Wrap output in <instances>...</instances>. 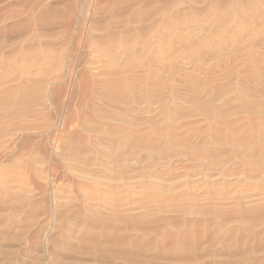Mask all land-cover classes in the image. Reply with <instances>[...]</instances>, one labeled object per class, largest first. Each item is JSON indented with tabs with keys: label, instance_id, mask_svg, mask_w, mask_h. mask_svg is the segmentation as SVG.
Returning a JSON list of instances; mask_svg holds the SVG:
<instances>
[{
	"label": "bare ground",
	"instance_id": "obj_1",
	"mask_svg": "<svg viewBox=\"0 0 264 264\" xmlns=\"http://www.w3.org/2000/svg\"><path fill=\"white\" fill-rule=\"evenodd\" d=\"M236 11L246 13L244 8ZM142 31L137 34L135 30L137 40L149 37L142 39ZM159 31L155 34L161 37L171 32ZM126 35H121L123 41L119 38L122 44L129 39ZM192 37L178 33L170 40L189 41ZM111 46L104 45L105 53L117 54L119 49L115 52ZM121 47L124 53L125 46ZM115 69L108 73L113 76ZM98 71H90L95 80L103 73ZM118 71L115 75L119 77L122 73ZM157 81L146 86L142 95L137 93L139 98L132 96L112 108L100 107L88 118L80 115L77 120L73 115L76 128L67 131V136H53L56 143L53 140L55 145L49 151L53 156L39 154L40 159L27 160L23 167L15 163L26 152L17 142L22 129L19 122L11 123L13 113L1 112L0 131L6 139L0 152V221L5 218L8 227L0 233L20 241L24 228L19 222L26 218L27 209L43 199L50 203L48 228L38 226L32 240L43 255L29 258L30 262L113 264L107 260L99 263L98 258L122 247L127 253L120 249L123 256H119L125 264H264V103L257 96H247L245 87L239 88L240 93L234 91L235 97L219 91L216 95L203 91L200 96L193 88L188 96L173 88L171 96L163 97L168 91ZM10 165L16 170L11 171ZM31 172L42 183L37 195L40 200L30 199L33 190L28 188L27 176H33ZM15 250L9 249L8 255L0 250V256L23 260ZM112 254L110 261L115 257Z\"/></svg>",
	"mask_w": 264,
	"mask_h": 264
},
{
	"label": "rangeland",
	"instance_id": "obj_2",
	"mask_svg": "<svg viewBox=\"0 0 264 264\" xmlns=\"http://www.w3.org/2000/svg\"><path fill=\"white\" fill-rule=\"evenodd\" d=\"M243 8L246 13L240 15L236 10ZM133 27L138 32L137 34L143 29V33L140 32L143 34H141L142 39L146 36H149V39H140L141 42L137 40L139 35H136L135 30L133 31ZM149 29L150 33H148ZM159 30L171 32L168 36L161 37L160 34H155ZM178 33L190 34L193 39L189 41L170 40L174 39ZM126 34H131L132 37ZM121 35H126V39L129 38L127 42H124L125 44H122L124 37ZM113 42L118 43L117 46H114ZM136 42L140 43L139 46ZM147 42L148 46L143 47L142 44ZM104 45L108 48L112 45L110 48H113L115 52L117 48L120 51L121 46H125L124 53H122L123 48L120 54L118 51L117 54L105 53ZM129 45L130 49L126 48ZM131 45L135 48H131ZM158 57L163 60L160 59V61ZM114 67L120 69V72L115 69L117 75V71L119 75L122 73L119 77L113 73L116 81L108 73L113 71ZM148 67L154 73H151ZM99 68L100 71H98ZM92 70L103 72L104 75L99 74L100 78L96 77L95 80L94 75H90ZM149 72L158 81L153 80ZM154 74L160 76L156 75L158 76L156 78ZM153 81L166 86L165 90L168 92H164L163 97L171 96L169 91L173 88H177L178 91L183 90V92L180 91L182 93L185 91L186 96L189 90L194 89L196 93L199 90L197 95L200 96L203 95V91H208V93L211 91L212 95L227 92L225 95L229 93L228 96L233 97L234 91L240 93L239 90L245 87L244 91L248 92L247 96L250 95L251 98L257 96L261 104L264 103V0H0V114L13 113L11 123L19 122L17 125L22 129L19 135L20 141L17 142H20L19 146L24 148L20 149L27 152V155H25L26 152L22 153L23 157H20L22 162L19 158L16 164H22L20 166L23 167L27 160L34 161L40 155L43 158L53 156L52 152H49L56 143L53 136L55 134L67 136L74 130L73 127L76 128L75 119L78 120L80 115L82 119L88 118L100 107L101 109L112 108L113 105L124 104V100H131L132 96H134L133 99L139 98L145 91L144 89H147L146 86L154 83ZM131 87H134L132 89L134 94L131 93ZM230 91H232L231 94ZM137 93H140L139 96ZM167 93L168 95H164ZM67 102L68 105H66ZM73 115L75 119L74 117L72 119ZM66 119L70 121L67 122ZM50 122L53 123L51 126ZM4 134V131H0V152L3 151L5 145L1 144L5 143ZM12 170L16 168L12 166ZM57 173L60 174V169ZM59 176L57 177L60 179ZM27 177L32 186L28 184V188L30 191L33 190L30 193L32 194L30 199L37 200L42 183L34 178V174L32 176L29 173ZM25 184H22L23 187ZM43 200L38 202L40 205H36L37 208L33 206L35 209L33 207L29 208L30 210L27 209L26 218L19 222V227L24 228V236L20 241L12 240L2 232L0 233V250L6 252L4 255L9 254V249H16L17 258H23V260H17L0 256V264H37L36 260L32 263L29 258H36L43 251L39 250L38 244L36 246L32 240L38 226L43 225L48 228L51 215L48 209L50 203L47 199ZM246 226L251 227L248 224ZM261 226L264 227V221ZM7 227L4 218L2 222L0 221V230ZM18 244L20 246H17ZM120 249L123 248L119 247L116 251L108 253L109 255L106 252L99 256L98 259L101 261L99 263H105L104 260H107L106 263L113 261V264H123L124 258L120 256L127 252L123 253V249L121 254ZM111 254L115 256L112 257L115 260L110 261ZM49 260L45 264H51Z\"/></svg>",
	"mask_w": 264,
	"mask_h": 264
}]
</instances>
